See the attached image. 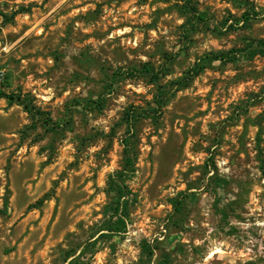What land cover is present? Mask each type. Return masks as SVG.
Returning a JSON list of instances; mask_svg holds the SVG:
<instances>
[{
	"label": "rangeland",
	"instance_id": "rangeland-1",
	"mask_svg": "<svg viewBox=\"0 0 264 264\" xmlns=\"http://www.w3.org/2000/svg\"><path fill=\"white\" fill-rule=\"evenodd\" d=\"M177 4L0 0V88L35 113L0 98V264H264V0H191L193 28ZM127 152V227L101 235Z\"/></svg>",
	"mask_w": 264,
	"mask_h": 264
},
{
	"label": "trees",
	"instance_id": "trees-1",
	"mask_svg": "<svg viewBox=\"0 0 264 264\" xmlns=\"http://www.w3.org/2000/svg\"><path fill=\"white\" fill-rule=\"evenodd\" d=\"M177 1H182V4H177V7L180 11V13L182 15H184L185 17H189L188 19H193V22L190 24L191 27L193 28L195 23H197V21L199 22H203L205 21V18L198 13L197 9L195 6H193L191 4V0H177ZM254 12H245L242 16V22L247 23L249 21V19L251 18L252 14ZM233 18V17H232ZM234 20V24L235 26H237L239 24V20L233 19ZM226 22H224V25H226ZM231 28V27H230ZM234 59V55L232 54V52H219L216 54H210V55H206L203 58L199 59L195 66L192 67L189 72L187 73V77L183 78V80H178L176 82L173 83V85L177 86V87H184L185 83L190 79L192 74H196L201 72L204 67L205 64L207 63V61L210 60H216V61H220V62H231ZM163 67V66H162ZM162 71V69H161ZM155 72L154 69H152L151 67H149L148 65H143V67L138 70L135 73L138 74H142V75H147L148 77H150V79L153 81V83H157L158 79H159V75L162 74V72ZM164 71H168L167 68H165ZM119 74L118 73H113L112 76L110 77V80H108V82L105 85L106 90H110L111 86L115 83L117 76ZM120 75H130L132 76L133 73H123ZM166 95V91L165 90H161L160 94L158 96H156V103H157V108L153 109V113L154 115L160 114V108L162 107V105L165 104V96ZM0 98L5 99L8 102V105H12L17 103L18 105H22L24 107V110L31 114L32 117L35 116V113H33V110L30 108L29 106V101L28 100H24L21 99V97L19 95L15 96V95H9L6 94L5 92L2 91V89L0 88ZM87 102V103H86ZM76 105H80L82 106V103H84L83 101H77L75 102ZM86 106L88 109H96L97 111H101L104 106H105V98H103V96L97 98L96 100H88L85 101ZM85 107V109H87ZM132 111H127L125 114V120L127 121L128 125L130 124L131 121H133V117L132 114L130 113ZM47 118L45 117L44 123L46 122ZM134 168V160L133 157L131 156L130 152H127L125 154L124 157V164H123V169L119 172H116L115 174L109 176L108 179V183H107V187L109 192L112 194V202L110 204V208H109V215L107 216V218L102 222V226L101 229L99 231V233H102L101 235H104L103 233H110V234H120L121 232H124V230L127 227V222L129 220V204L132 201V198L134 196V194L131 192V190L128 188V186L125 184V178L128 172H132ZM188 194L187 193H183L181 192L180 194L177 195V197L172 198L170 200V204L172 205L174 212L176 214L181 215L182 212L185 210L186 208V201L188 199ZM5 212L3 210L0 209V214H4ZM152 252H148V257H150ZM73 260H71L69 262V264H72Z\"/></svg>",
	"mask_w": 264,
	"mask_h": 264
}]
</instances>
